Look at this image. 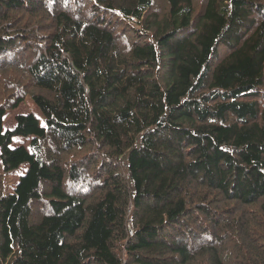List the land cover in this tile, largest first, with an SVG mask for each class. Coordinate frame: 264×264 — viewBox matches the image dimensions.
<instances>
[{"label": "trees", "instance_id": "1", "mask_svg": "<svg viewBox=\"0 0 264 264\" xmlns=\"http://www.w3.org/2000/svg\"><path fill=\"white\" fill-rule=\"evenodd\" d=\"M0 168V264H264V0H0Z\"/></svg>", "mask_w": 264, "mask_h": 264}, {"label": "rangeland", "instance_id": "2", "mask_svg": "<svg viewBox=\"0 0 264 264\" xmlns=\"http://www.w3.org/2000/svg\"><path fill=\"white\" fill-rule=\"evenodd\" d=\"M21 112H33L40 118V122L45 124V116L41 110V108L37 105V103L33 100L31 96H27L25 101L21 104V106L15 110H10L6 113L4 119V125L7 128H12L15 125V115ZM27 164L21 165L17 170L12 171L6 176V188L5 192H11L15 182L18 180L21 173L26 170ZM1 169V168H0Z\"/></svg>", "mask_w": 264, "mask_h": 264}, {"label": "bare ground", "instance_id": "3", "mask_svg": "<svg viewBox=\"0 0 264 264\" xmlns=\"http://www.w3.org/2000/svg\"><path fill=\"white\" fill-rule=\"evenodd\" d=\"M148 60H150V59H148ZM140 186H141V184H140ZM135 188V187H134ZM137 188V187H136ZM131 192V191H130ZM136 196V195H135ZM176 233V232H175ZM117 246V245H116ZM118 247V246H117Z\"/></svg>", "mask_w": 264, "mask_h": 264}]
</instances>
